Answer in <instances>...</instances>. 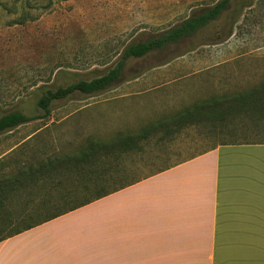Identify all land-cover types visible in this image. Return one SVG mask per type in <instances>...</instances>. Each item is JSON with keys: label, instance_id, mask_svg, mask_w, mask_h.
Instances as JSON below:
<instances>
[{"label": "rangeland", "instance_id": "rangeland-1", "mask_svg": "<svg viewBox=\"0 0 264 264\" xmlns=\"http://www.w3.org/2000/svg\"><path fill=\"white\" fill-rule=\"evenodd\" d=\"M222 1L0 0V118L20 113L32 119L0 135V178L128 137L134 146L117 162L119 151L109 156L106 148L98 170L125 173L126 184L221 145L264 143V55L249 56L242 46L238 60L206 70L223 42L253 44L260 31L264 44V0H225L218 17L192 35L127 59L109 90L55 101L48 116L37 106L48 91L106 75L127 47L158 38ZM162 82L160 106L155 88ZM126 90L138 96L115 99ZM243 94L251 101L236 97ZM212 101L219 105H204ZM185 110L190 116L182 119ZM50 184L26 189L34 199L40 186L44 192Z\"/></svg>", "mask_w": 264, "mask_h": 264}, {"label": "crops", "instance_id": "crops-1", "mask_svg": "<svg viewBox=\"0 0 264 264\" xmlns=\"http://www.w3.org/2000/svg\"><path fill=\"white\" fill-rule=\"evenodd\" d=\"M260 37L221 43L206 70L242 46L262 57ZM0 264H264V143L218 146L9 238Z\"/></svg>", "mask_w": 264, "mask_h": 264}, {"label": "trees", "instance_id": "trees-1", "mask_svg": "<svg viewBox=\"0 0 264 264\" xmlns=\"http://www.w3.org/2000/svg\"><path fill=\"white\" fill-rule=\"evenodd\" d=\"M226 3L225 0L217 3L205 13L185 20L158 38L127 47L115 68L100 78L48 91L39 100L38 108L44 112L45 116H48L50 105L55 101L67 99L74 93L91 95L109 90L113 84L119 81L124 62L127 59H140L152 51L161 50L168 44H175L180 39L192 35L214 21L225 8ZM236 97L244 102H249L251 98L250 94ZM204 105L209 107L219 104L212 101L204 103ZM200 109L202 108H194L192 111L197 112ZM189 116L190 110H185L180 118ZM31 120L20 113L4 115L0 118V135L26 125ZM132 145L134 146L132 138L128 137L108 146H92L81 152L76 158H48L35 170L31 168L25 170L26 175L20 171L12 179L9 177L0 178V243L131 185L123 182L127 176L125 173L110 174L106 171L107 169L102 172L98 170L102 169V165L105 163L102 157H106L107 154L102 152L106 148L111 151L108 153L109 156L115 155V151H119L117 152L118 156L113 157V161L117 162L128 148H132L130 147ZM40 181H50L52 185L50 184L48 190L44 192L42 191L44 187L40 186L33 199L34 193L29 192L26 187L32 185L35 188ZM61 181L69 183L62 186ZM23 196L28 198L24 200ZM12 198L17 199L14 205L10 202Z\"/></svg>", "mask_w": 264, "mask_h": 264}]
</instances>
